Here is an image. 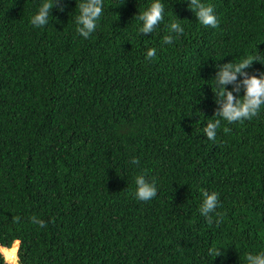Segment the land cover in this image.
I'll return each mask as SVG.
<instances>
[{
	"label": "trees",
	"instance_id": "16d2710c",
	"mask_svg": "<svg viewBox=\"0 0 264 264\" xmlns=\"http://www.w3.org/2000/svg\"><path fill=\"white\" fill-rule=\"evenodd\" d=\"M83 2L0 0V264L7 250L19 264H247L264 252V105L228 123L216 91L245 95L244 75L219 83L226 64L252 56L243 72L264 74V0H199L215 28L192 0H160L149 33L139 16L154 0H103L88 38ZM138 176L156 186L149 201ZM204 191L218 194L211 224Z\"/></svg>",
	"mask_w": 264,
	"mask_h": 264
},
{
	"label": "clouds",
	"instance_id": "9594fccd",
	"mask_svg": "<svg viewBox=\"0 0 264 264\" xmlns=\"http://www.w3.org/2000/svg\"><path fill=\"white\" fill-rule=\"evenodd\" d=\"M56 3V0H55ZM192 10L196 12L199 22L204 26H211L213 28L218 26L216 16L213 14V8L200 3L199 0H192ZM53 3L45 2L39 8L38 13L32 17L31 23L36 27L46 25L48 23L49 11L53 8ZM80 15L77 17V24L79 25L77 31L84 37L88 38L90 33L96 29V21L102 15L103 0H86V2L78 4ZM198 9V11H197ZM63 6L61 11H63ZM164 7L160 0H154L150 8L139 16L142 20L143 26L140 29L141 33H149L154 30V26L163 20ZM171 29L176 32L183 33L184 29L178 23H172ZM173 37L171 35L165 36V43H171ZM156 49H149L147 52V59L154 58ZM255 61L252 56L243 59L238 64H226L220 72L217 79L222 85H227L229 82H234L237 79V74L245 76L243 86L245 88V95L237 99L232 91H228L226 87L217 88V95L226 97V103L223 105L222 110L218 111L216 116L221 117L228 123L243 122L244 120H251L259 115L261 105H264V74L249 77L247 73L243 72L244 69L249 68ZM233 91L239 92L240 86L238 85ZM221 125V120L217 119L215 122L208 123L204 128V132L208 139L215 140L216 131ZM230 129L225 127L224 132H229ZM134 163H139L135 158ZM137 190L136 197L141 201H149L157 195V189L154 183H148L143 176L136 178ZM203 203L200 207L201 214L208 218L210 213L215 212L219 199L218 194L213 192L209 194L207 191L203 192ZM219 216L220 214L217 213ZM17 221L19 217L15 218ZM34 224H38L41 228L46 227L43 220L37 217H31ZM208 223H212V218H208ZM19 243V241L17 242ZM209 255L221 256L222 252L215 247L209 250ZM5 264H19V257L13 254L12 257L5 255ZM247 264H264V252L253 255L251 253L246 255Z\"/></svg>",
	"mask_w": 264,
	"mask_h": 264
},
{
	"label": "rangeland",
	"instance_id": "374dc122",
	"mask_svg": "<svg viewBox=\"0 0 264 264\" xmlns=\"http://www.w3.org/2000/svg\"><path fill=\"white\" fill-rule=\"evenodd\" d=\"M17 248H19V245H18V247H17ZM17 254H18V253H17ZM5 255H9V254H8V251H6Z\"/></svg>",
	"mask_w": 264,
	"mask_h": 264
},
{
	"label": "water",
	"instance_id": "95a60500",
	"mask_svg": "<svg viewBox=\"0 0 264 264\" xmlns=\"http://www.w3.org/2000/svg\"><path fill=\"white\" fill-rule=\"evenodd\" d=\"M19 246H20V242H19Z\"/></svg>",
	"mask_w": 264,
	"mask_h": 264
},
{
	"label": "bare ground",
	"instance_id": "6f19581e",
	"mask_svg": "<svg viewBox=\"0 0 264 264\" xmlns=\"http://www.w3.org/2000/svg\"><path fill=\"white\" fill-rule=\"evenodd\" d=\"M8 251V250H7Z\"/></svg>",
	"mask_w": 264,
	"mask_h": 264
}]
</instances>
